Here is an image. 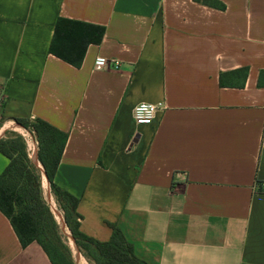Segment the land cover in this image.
Instances as JSON below:
<instances>
[{
	"label": "crops",
	"instance_id": "obj_1",
	"mask_svg": "<svg viewBox=\"0 0 264 264\" xmlns=\"http://www.w3.org/2000/svg\"><path fill=\"white\" fill-rule=\"evenodd\" d=\"M216 1L0 0V139L36 157L14 119L65 133L53 181L80 232L114 224L146 264H264V0ZM58 19L92 27L71 33L78 67L49 52ZM141 102L163 107L150 125ZM0 264H51L1 212Z\"/></svg>",
	"mask_w": 264,
	"mask_h": 264
},
{
	"label": "trees",
	"instance_id": "obj_2",
	"mask_svg": "<svg viewBox=\"0 0 264 264\" xmlns=\"http://www.w3.org/2000/svg\"><path fill=\"white\" fill-rule=\"evenodd\" d=\"M195 1L223 9V5L216 0ZM80 27L92 28L79 22L58 19L49 47L51 54L74 67L80 65L87 44L84 43L83 47L74 44L71 33ZM60 30L67 35H61ZM262 80L264 72L260 73V84ZM14 122L33 135L37 143L36 159L42 174L76 247L84 257L91 264H146L134 254L132 245L114 224H108L111 236L104 242L80 232L81 216L76 212L78 199L53 181L67 135L40 119L33 122L14 119ZM0 154L8 161L0 173V212L9 221L21 247L35 242L51 264H75L61 241L53 215L43 199L40 171L28 156L24 138L14 131L5 132L0 139Z\"/></svg>",
	"mask_w": 264,
	"mask_h": 264
},
{
	"label": "rangeland",
	"instance_id": "obj_3",
	"mask_svg": "<svg viewBox=\"0 0 264 264\" xmlns=\"http://www.w3.org/2000/svg\"><path fill=\"white\" fill-rule=\"evenodd\" d=\"M18 134H20L24 140L26 139L29 143H30V139L28 137V135L26 133H23L21 134V132H16ZM26 149H27V153L32 154V150H31V147L27 146L26 145ZM32 161V160H31ZM33 162V161H32ZM34 163V162H33ZM37 167V166H36ZM39 171H40V184H41V189H42V196H43V199L46 203V205L49 207L52 215H53V218H54V221L57 225V228H58V234L61 238V241L62 243L67 247L69 253H70V256H71V259L72 261L76 264V261H75V254L78 253L85 261L87 264H91L83 255L82 251H80L75 243H74V240L70 234V232L68 231L64 221H63V216H62V212L60 211V209L58 208L56 202H54V204L51 202L49 196H48V187L45 183V177L44 175L42 174V171H41V168L38 167Z\"/></svg>",
	"mask_w": 264,
	"mask_h": 264
},
{
	"label": "built area",
	"instance_id": "obj_4",
	"mask_svg": "<svg viewBox=\"0 0 264 264\" xmlns=\"http://www.w3.org/2000/svg\"><path fill=\"white\" fill-rule=\"evenodd\" d=\"M113 68L118 67V62L115 60H108L103 57H97L94 61L93 70L100 71L109 66ZM158 108H163L162 106H156L151 103L141 102L138 103L133 109V120L137 125H150L154 119ZM262 193H264V185H262Z\"/></svg>",
	"mask_w": 264,
	"mask_h": 264
},
{
	"label": "bare ground",
	"instance_id": "obj_5",
	"mask_svg": "<svg viewBox=\"0 0 264 264\" xmlns=\"http://www.w3.org/2000/svg\"><path fill=\"white\" fill-rule=\"evenodd\" d=\"M30 159L35 163V165L37 167H40L41 168V166L39 165V163L36 160L35 152H34L33 149H32V154L30 156ZM75 261H76L77 264H87L86 261L78 253L75 254Z\"/></svg>",
	"mask_w": 264,
	"mask_h": 264
}]
</instances>
